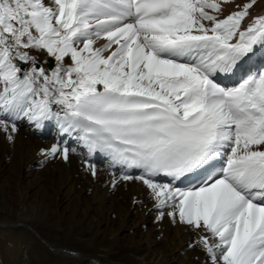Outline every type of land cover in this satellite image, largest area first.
Listing matches in <instances>:
<instances>
[{
    "label": "snow or ice",
    "instance_id": "obj_1",
    "mask_svg": "<svg viewBox=\"0 0 264 264\" xmlns=\"http://www.w3.org/2000/svg\"><path fill=\"white\" fill-rule=\"evenodd\" d=\"M256 3L0 0V134L51 125L39 167L79 146L93 178L99 156L113 188L140 181L205 264H264V68L217 82L264 58Z\"/></svg>",
    "mask_w": 264,
    "mask_h": 264
},
{
    "label": "bare ground",
    "instance_id": "obj_2",
    "mask_svg": "<svg viewBox=\"0 0 264 264\" xmlns=\"http://www.w3.org/2000/svg\"><path fill=\"white\" fill-rule=\"evenodd\" d=\"M221 7V19L237 10L231 3ZM260 16L264 0L251 9L252 18ZM244 63L242 77L264 68V58ZM223 76L217 77L221 86L237 84L226 85ZM55 139L51 125L34 135L26 122L13 143L0 134V264H205V253L187 246L195 233L160 219L140 181L113 188L103 158L96 157L95 178L85 172L86 150L79 146L68 163L49 160L39 167V150Z\"/></svg>",
    "mask_w": 264,
    "mask_h": 264
},
{
    "label": "rangeland",
    "instance_id": "obj_3",
    "mask_svg": "<svg viewBox=\"0 0 264 264\" xmlns=\"http://www.w3.org/2000/svg\"><path fill=\"white\" fill-rule=\"evenodd\" d=\"M46 136H47V137H50V138L52 137L51 135H47V133H46ZM37 178H38V176H37ZM116 196H117V195H116V194H114V195L112 196V198H113V199H115V198H116ZM114 197H115V198H114Z\"/></svg>",
    "mask_w": 264,
    "mask_h": 264
}]
</instances>
